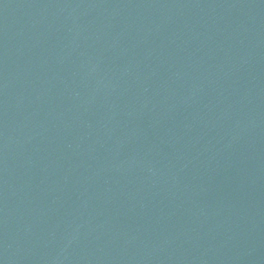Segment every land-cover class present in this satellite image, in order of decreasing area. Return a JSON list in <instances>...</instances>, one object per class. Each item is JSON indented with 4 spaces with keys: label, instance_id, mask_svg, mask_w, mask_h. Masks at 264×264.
<instances>
[{
    "label": "water",
    "instance_id": "95a60500",
    "mask_svg": "<svg viewBox=\"0 0 264 264\" xmlns=\"http://www.w3.org/2000/svg\"><path fill=\"white\" fill-rule=\"evenodd\" d=\"M0 264H264V0H0Z\"/></svg>",
    "mask_w": 264,
    "mask_h": 264
}]
</instances>
